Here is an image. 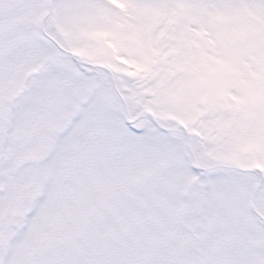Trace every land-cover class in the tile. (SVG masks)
<instances>
[{"label":"snow or ice","instance_id":"6c2138e0","mask_svg":"<svg viewBox=\"0 0 264 264\" xmlns=\"http://www.w3.org/2000/svg\"><path fill=\"white\" fill-rule=\"evenodd\" d=\"M0 264H264V0H0Z\"/></svg>","mask_w":264,"mask_h":264}]
</instances>
